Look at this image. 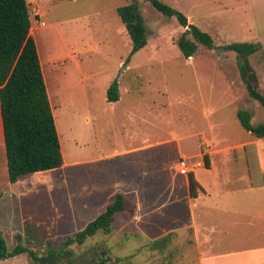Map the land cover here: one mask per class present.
Segmentation results:
<instances>
[{
  "label": "rangeland",
  "instance_id": "1",
  "mask_svg": "<svg viewBox=\"0 0 264 264\" xmlns=\"http://www.w3.org/2000/svg\"><path fill=\"white\" fill-rule=\"evenodd\" d=\"M163 1L209 32L214 48L198 44L185 56L178 39L188 28L148 0H28L65 165L31 174L14 191L0 135V231L9 247L25 232L24 204L41 222L35 228L43 242L33 248L43 252L46 242L61 245L106 209L107 198L98 194L118 191L134 214L119 212L111 233L99 231L72 245L78 253L102 246L110 249L111 264H199L200 254L264 245V137L245 129L238 115L247 109L254 124L262 123L264 106L249 95L238 53L229 47L263 43L249 59L264 94V0ZM130 2L139 5L149 32L147 45L136 52L118 13ZM116 83L121 99L109 101ZM191 128L200 131L181 141L185 155L176 140L162 141ZM142 141L151 145L132 149ZM181 156L188 164L208 158L217 169L206 163L192 168L213 195L195 207L205 233L197 243L186 227L195 220L185 199L186 172L173 166ZM230 184L241 190L223 197L241 210L212 209L220 199L214 192ZM171 232L166 247H152ZM235 234L241 242L230 239ZM0 264L31 260L25 253Z\"/></svg>",
  "mask_w": 264,
  "mask_h": 264
},
{
  "label": "trees",
  "instance_id": "2",
  "mask_svg": "<svg viewBox=\"0 0 264 264\" xmlns=\"http://www.w3.org/2000/svg\"><path fill=\"white\" fill-rule=\"evenodd\" d=\"M148 1L164 14L175 15L180 24L188 28L186 34L183 33L178 39L185 56L193 55L198 44L214 48L212 35L191 23L182 11L163 0ZM118 13L133 41V52L146 46L149 32L139 5L136 2L121 5ZM32 26L28 0H0V106L9 178L12 183L30 174L47 173L65 164L38 45L31 34ZM229 47L239 52L238 66L249 95L264 106L259 76L249 59L251 54L263 47L262 42H234ZM120 96L119 84L111 85L108 89V100L117 101ZM238 115L245 129L256 137H264V122L254 124L250 110L240 109ZM206 161L209 167L208 158ZM188 174L190 195L197 197L205 189L194 171ZM23 208L25 232L17 234L18 243L9 247L0 231V259L27 253L31 264H111L112 257L108 247L94 246L89 251L78 253L72 245L85 244L99 231L111 233L119 212H135L133 207L130 209L125 195L118 191L111 197L106 209L89 221L82 230L69 236L59 246L46 242L42 252L33 248L35 243L41 245L43 242L35 228L41 222L36 219L31 205L24 204ZM174 235L171 232L157 239L152 247H166Z\"/></svg>",
  "mask_w": 264,
  "mask_h": 264
},
{
  "label": "crops",
  "instance_id": "3",
  "mask_svg": "<svg viewBox=\"0 0 264 264\" xmlns=\"http://www.w3.org/2000/svg\"><path fill=\"white\" fill-rule=\"evenodd\" d=\"M263 44V43H262ZM120 99H121V96H120ZM119 99V100H120ZM1 109V108H0ZM1 112V111H0ZM1 120H2V116H1ZM0 135L2 137V139H4L2 142L5 146V138H4V131H3V123L0 124ZM199 131L200 129H197L193 132L192 128H191V131L187 134V135H180V136H177L176 133H172V137L170 138H165L164 140H162L164 143H167V142H171V141H177L179 143V146H180V150L182 152V143L181 141L183 140V138L186 137H193L194 135L198 136L199 135ZM151 145L150 143L148 142H144L142 141L141 144H138L135 147H133L132 149H135V150H142V149H146L147 146ZM6 149V147H5ZM127 151V150H126ZM120 151H117L116 150V153H118ZM183 155H185L183 152H182ZM189 155V154H187ZM192 155V154H190ZM7 156V155H6ZM180 159H182V156L180 157ZM180 159L175 161L173 166L179 170H181V167H180ZM188 159V158H187ZM192 159V158H191ZM206 163V162H205ZM65 165V164H64ZM206 166H207V163H206ZM210 170L211 171H217L216 169V166L215 164L210 163V166H209ZM7 169H8V164H7ZM192 171H194L192 169ZM189 172H186L185 174V177L183 178V184L186 188V194H185V199H187L188 201V204L192 210V215L194 217V222L192 223L193 225L191 226H186V227H189L190 228V234H191V231H192V235H193V239L194 241H197L199 242V239L201 237V235H204L205 233L202 231V228H199V224L197 223V219L195 217V207L196 206H200V205H204L205 203L208 202V200L210 198H212V193H210L203 185V183L201 182V180H199V182L202 184V186L204 187L205 191L203 192H200V194L197 196V197H191L190 195V190H189V181H188V174ZM195 173V171H194ZM41 174H45V173H41ZM31 175V174H30ZM28 175V176H30ZM37 175H40V174H36ZM196 175V173H195ZM26 176L25 178L19 180V181H24L25 179H30L31 177H28ZM8 177H9V171H8ZM197 177V176H196ZM10 179V178H9ZM17 183V182H16ZM16 183H12L10 181V185H11V188L14 190V191H17L18 187L16 185ZM256 187V186H254ZM241 189L235 187V186H232L230 184V186H223L221 189H219L217 192H214L215 194V197H219L220 199H216L214 201V205H212V209H217V210H220V211H223V212H229V211H240L241 208L240 206H235L233 207L232 206V203H229L226 199V197H223L224 195L226 196H229V194H231L232 192H237V191H240ZM121 192V191H120ZM123 193V192H122ZM124 194V193H123ZM98 195H101V197L103 199L107 198L108 200V203L110 202L111 200V197H108L106 195H103V194H98ZM125 195V194H124ZM126 197V196H125ZM127 199V197H126ZM128 200V199H127ZM107 202V201H106ZM211 207V206H210ZM246 213L248 212L247 210H245ZM140 215L141 214H136L135 217L136 218H140ZM256 214L253 216L255 217ZM23 220H24V217H23ZM24 222V221H23ZM230 239H233L234 242H241L242 241V238L235 234V235H230ZM200 251V249H199ZM206 260V262H205ZM264 264V245L263 246H255L253 245V247H244L242 248V245H239V248L233 246L232 248H229L227 250H225L224 253H220V254H216V253H208V254H200V260H199V264Z\"/></svg>",
  "mask_w": 264,
  "mask_h": 264
},
{
  "label": "built area",
  "instance_id": "4",
  "mask_svg": "<svg viewBox=\"0 0 264 264\" xmlns=\"http://www.w3.org/2000/svg\"><path fill=\"white\" fill-rule=\"evenodd\" d=\"M203 166H205V162L202 160H196V161H193L191 164H188L186 158L180 159V167L185 172L192 171V168L194 167H203Z\"/></svg>",
  "mask_w": 264,
  "mask_h": 264
},
{
  "label": "bare ground",
  "instance_id": "5",
  "mask_svg": "<svg viewBox=\"0 0 264 264\" xmlns=\"http://www.w3.org/2000/svg\"><path fill=\"white\" fill-rule=\"evenodd\" d=\"M33 27V26H32ZM34 33V32H33ZM36 34V33H35ZM37 45H38V43H37ZM38 50H39V48H38ZM40 57H41V55H40ZM41 61H42V59H41ZM43 66V65H42Z\"/></svg>",
  "mask_w": 264,
  "mask_h": 264
},
{
  "label": "water",
  "instance_id": "6",
  "mask_svg": "<svg viewBox=\"0 0 264 264\" xmlns=\"http://www.w3.org/2000/svg\"><path fill=\"white\" fill-rule=\"evenodd\" d=\"M235 51H237L236 49H234ZM237 53H239L238 51H237Z\"/></svg>",
  "mask_w": 264,
  "mask_h": 264
}]
</instances>
